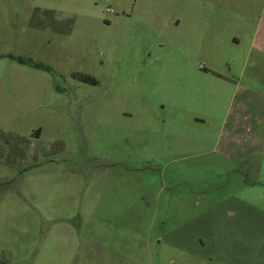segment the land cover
Instances as JSON below:
<instances>
[{
    "label": "rangeland",
    "instance_id": "374dc122",
    "mask_svg": "<svg viewBox=\"0 0 264 264\" xmlns=\"http://www.w3.org/2000/svg\"><path fill=\"white\" fill-rule=\"evenodd\" d=\"M254 36L264 0H0V264H264V98L207 73L264 89Z\"/></svg>",
    "mask_w": 264,
    "mask_h": 264
},
{
    "label": "crops",
    "instance_id": "0c3cea01",
    "mask_svg": "<svg viewBox=\"0 0 264 264\" xmlns=\"http://www.w3.org/2000/svg\"><path fill=\"white\" fill-rule=\"evenodd\" d=\"M262 21L263 20H261V24H262ZM258 31H260V30H258ZM256 40H257V36H254V40L252 42L251 48H253V49L255 48L258 51L264 53V48L261 47V46H257L256 45ZM204 70H208L206 66H205ZM198 71L199 72H204V71H200V70H198ZM208 71L209 72H207V73L213 72V74L215 75L216 79L221 82L219 84V86L222 85V87H221L219 92H221L222 95L227 93L229 98H234V97L238 98L239 95H241V96H250V97L251 96H253V97L260 96V97L264 98V89H261L260 83H258V82L257 83H250V84H247V85H243V81H242V78H241L242 76H240L239 79H236L235 77L230 78L227 75L219 74L216 71H213L211 69L208 70ZM257 78H259V76H257ZM259 80L261 81L262 78H259ZM214 82H212V83H214ZM232 108H233V106L230 103V105L228 106V109H227L228 112H230L232 110ZM197 119L202 120L200 118H197Z\"/></svg>",
    "mask_w": 264,
    "mask_h": 264
},
{
    "label": "trees",
    "instance_id": "16d2710c",
    "mask_svg": "<svg viewBox=\"0 0 264 264\" xmlns=\"http://www.w3.org/2000/svg\"><path fill=\"white\" fill-rule=\"evenodd\" d=\"M24 63H26V60H24V59H21ZM32 64L35 66V67H44V65L43 64H40V63H35V62H32ZM85 80L86 79H90V78H84ZM0 136H2V135H0ZM0 138H2V137H0ZM5 138H7V136L5 137ZM13 139H15V137H13ZM10 147L11 148H13V149H11L10 151H11V153H12V151L14 150V149H17V148H19L18 146H15V145H10ZM4 148V147H3ZM10 151H9V154H10ZM31 168V167H30ZM24 170H25V172L26 171H28L29 169L28 168H25V169H23L20 173H19V175H22L23 173H24ZM10 183V181H8V182H6V184H4V185H7V184H9Z\"/></svg>",
    "mask_w": 264,
    "mask_h": 264
}]
</instances>
